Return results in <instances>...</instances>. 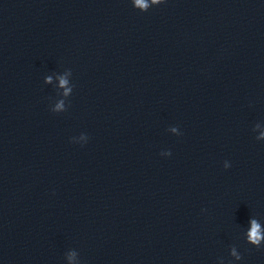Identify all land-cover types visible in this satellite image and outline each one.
<instances>
[{
    "label": "clouds",
    "instance_id": "9594fccd",
    "mask_svg": "<svg viewBox=\"0 0 264 264\" xmlns=\"http://www.w3.org/2000/svg\"><path fill=\"white\" fill-rule=\"evenodd\" d=\"M160 2L161 0H153V3H160ZM136 3L141 8H146L148 6L145 3V0H136ZM262 239H264V237L261 236L259 225L256 224L255 221H253L251 231L248 233V240L250 243L259 247ZM237 258L239 259L240 257Z\"/></svg>",
    "mask_w": 264,
    "mask_h": 264
}]
</instances>
